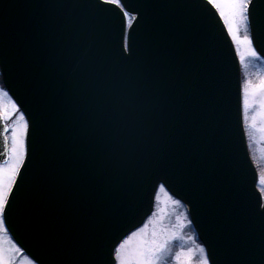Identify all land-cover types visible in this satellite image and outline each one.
Returning <instances> with one entry per match:
<instances>
[{
	"label": "water",
	"instance_id": "1",
	"mask_svg": "<svg viewBox=\"0 0 264 264\" xmlns=\"http://www.w3.org/2000/svg\"><path fill=\"white\" fill-rule=\"evenodd\" d=\"M0 0V72L29 128L5 227L38 264H111L159 185L216 264L259 261L264 197L239 59L207 0ZM264 0L249 5L264 59ZM0 116V163L8 157ZM164 177L161 179L160 177Z\"/></svg>",
	"mask_w": 264,
	"mask_h": 264
},
{
	"label": "rangeland",
	"instance_id": "2",
	"mask_svg": "<svg viewBox=\"0 0 264 264\" xmlns=\"http://www.w3.org/2000/svg\"><path fill=\"white\" fill-rule=\"evenodd\" d=\"M216 10L219 13V10ZM221 18L225 23L224 18ZM225 25L228 30L226 23ZM229 35L240 59L242 75V111L245 132L247 134L250 155L259 172L257 184L264 195V183L261 182L262 179H264V132L260 131L261 128H264V118L258 115L261 111L260 101L264 99V96L259 94L252 95L250 93L247 97L248 106L245 107L244 104L245 86L249 82H251L252 85H259L264 81V61L258 58V56L252 57L247 55L244 45H238L232 38L230 32ZM245 35L249 36L247 26L245 27V25H241L239 36L243 39ZM242 54L243 60L241 59ZM0 89H2L3 92H7L1 84ZM11 102H13V100L9 95L3 96L0 94V115L8 126L7 138L9 143L8 161L5 164L0 165V168L7 167L11 163L12 135L13 131L18 127L21 114L17 109L14 110L11 108ZM174 200L177 199L169 195L164 188L161 190V186H159L155 194L154 209L152 213L139 228L135 229L133 233H129L119 244L129 241L128 247L135 248L141 245L142 242H151L153 239H161L175 233L177 239L170 240L168 243L170 251L166 253L167 264H177L175 261V254L182 249L185 253L191 249L192 264H200V261L204 258V254L200 253L199 248L203 247V245L198 240L186 209L182 203L174 204ZM181 225L183 226L181 227ZM0 249L3 250L5 258L11 260V264H30V262L31 264H35L27 255L23 254L20 250L17 251L19 248L4 230H0Z\"/></svg>",
	"mask_w": 264,
	"mask_h": 264
},
{
	"label": "snow or ice",
	"instance_id": "3",
	"mask_svg": "<svg viewBox=\"0 0 264 264\" xmlns=\"http://www.w3.org/2000/svg\"><path fill=\"white\" fill-rule=\"evenodd\" d=\"M103 2L105 4L115 5L121 11H124L125 9V5L121 0H103ZM207 3L213 5L219 10L220 16L224 18V21L228 26V31L232 34V38L238 45H244L247 55L257 57L258 53L256 49L252 47L253 38L245 35L243 39H241L239 36L240 26H247L249 5L252 4V0H207ZM259 6L264 5L254 4L252 5V8L254 10ZM124 15H128V13L124 11ZM241 59L243 60V54ZM244 93V104L245 107H247V97L250 93L252 95L259 94L264 96V81L259 85H252L251 82H249L244 88ZM0 94L8 96V93L3 92L2 89H0ZM260 106L261 111L258 115L264 118V99L260 101ZM11 108L14 110L17 109L15 102H11ZM28 128V122L25 120L24 114L21 113L18 127L13 131L12 135L11 163L7 167L0 168V230L7 231L4 227L6 222V206L9 204V195L12 192V185L15 183V177L19 173L20 167L23 165L26 156L27 149L25 137L28 133ZM260 131L264 132V128H261ZM160 178L164 179L163 176ZM261 182L264 183V179H262ZM161 190H163V185H161ZM173 203L179 204L180 201L174 200ZM260 215L264 217V211H261ZM182 226L183 225H181V227ZM175 239H177V236L173 233L161 239H153L151 242H142L141 245L135 248H129V241H125L124 243L119 244L118 247L114 246V257L111 264H167L166 253L170 251L168 243L170 240ZM17 251H19V249H17ZM199 251L201 254H204V258L200 261V264H210V257L205 254V249L200 247ZM175 261L177 264H192V250L189 249L187 253H185L183 249L180 252H177L175 254ZM0 264H11V260L5 258L2 249H0ZM76 264H86V262L77 261ZM211 264H216V261L211 259ZM237 264H264V243L261 245L259 261L250 257H244L237 261Z\"/></svg>",
	"mask_w": 264,
	"mask_h": 264
}]
</instances>
